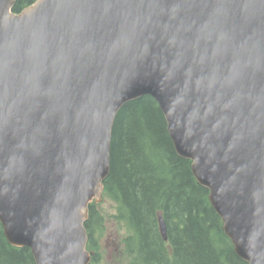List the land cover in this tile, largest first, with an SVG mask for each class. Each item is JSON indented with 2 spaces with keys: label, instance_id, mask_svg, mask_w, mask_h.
I'll use <instances>...</instances> for the list:
<instances>
[{
  "label": "water",
  "instance_id": "95a60500",
  "mask_svg": "<svg viewBox=\"0 0 264 264\" xmlns=\"http://www.w3.org/2000/svg\"><path fill=\"white\" fill-rule=\"evenodd\" d=\"M30 1L0 0L7 241L36 264L90 262L115 116L150 95L234 252L264 264V0Z\"/></svg>",
  "mask_w": 264,
  "mask_h": 264
},
{
  "label": "trees",
  "instance_id": "16d2710c",
  "mask_svg": "<svg viewBox=\"0 0 264 264\" xmlns=\"http://www.w3.org/2000/svg\"><path fill=\"white\" fill-rule=\"evenodd\" d=\"M30 0H15L19 12ZM103 197L116 205L114 219L127 233L122 249L129 264H247L233 250L222 221L208 199V189L180 156L167 131L166 120L150 95L128 101L117 112L111 134L110 170ZM89 204L84 225L87 247L98 249L103 218ZM166 226L163 239L158 223ZM92 254L89 264L97 262ZM0 264H36L28 247L11 245L0 223Z\"/></svg>",
  "mask_w": 264,
  "mask_h": 264
},
{
  "label": "rangeland",
  "instance_id": "374dc122",
  "mask_svg": "<svg viewBox=\"0 0 264 264\" xmlns=\"http://www.w3.org/2000/svg\"><path fill=\"white\" fill-rule=\"evenodd\" d=\"M95 208L99 210L103 218L102 231L98 235V249L94 253L98 255L95 264H129L127 253L122 249V239L127 230L114 219L116 213L115 203L109 197H103Z\"/></svg>",
  "mask_w": 264,
  "mask_h": 264
},
{
  "label": "flooded vegetation",
  "instance_id": "af4514ba",
  "mask_svg": "<svg viewBox=\"0 0 264 264\" xmlns=\"http://www.w3.org/2000/svg\"><path fill=\"white\" fill-rule=\"evenodd\" d=\"M90 251L92 252V254H94V251L90 249Z\"/></svg>",
  "mask_w": 264,
  "mask_h": 264
}]
</instances>
